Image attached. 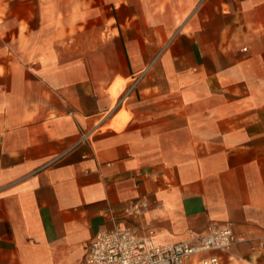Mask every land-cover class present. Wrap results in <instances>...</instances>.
Segmentation results:
<instances>
[{
  "label": "crops",
  "instance_id": "0c3cea01",
  "mask_svg": "<svg viewBox=\"0 0 264 264\" xmlns=\"http://www.w3.org/2000/svg\"><path fill=\"white\" fill-rule=\"evenodd\" d=\"M117 222L264 236V0H0V264H85Z\"/></svg>",
  "mask_w": 264,
  "mask_h": 264
},
{
  "label": "built area",
  "instance_id": "2783aa9c",
  "mask_svg": "<svg viewBox=\"0 0 264 264\" xmlns=\"http://www.w3.org/2000/svg\"><path fill=\"white\" fill-rule=\"evenodd\" d=\"M148 206L146 198L135 201L126 208L125 218H139ZM243 242L264 248L263 235L252 230L240 233L232 222L210 224L202 233L192 232L189 238L173 242L156 240L154 230L139 233L137 226L117 222L96 233L85 264H220L217 251L230 252Z\"/></svg>",
  "mask_w": 264,
  "mask_h": 264
},
{
  "label": "bare ground",
  "instance_id": "6f19581e",
  "mask_svg": "<svg viewBox=\"0 0 264 264\" xmlns=\"http://www.w3.org/2000/svg\"><path fill=\"white\" fill-rule=\"evenodd\" d=\"M121 82H122V81H121ZM119 84H120V86L123 85V84H121L120 82H119ZM120 86H119V88H120ZM113 87H114V86H113ZM123 87H124V85H123ZM119 88H117V89H119ZM117 89H113V90H114L113 92H114L115 94H117V93L119 94V93H120V91L117 92ZM120 89H121V88H120ZM112 94H113V93H112ZM115 94H114V95H115ZM114 126H116V127L119 128V127L121 126V123L115 121V122H114Z\"/></svg>",
  "mask_w": 264,
  "mask_h": 264
}]
</instances>
